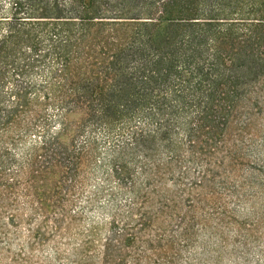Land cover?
Listing matches in <instances>:
<instances>
[{"label": "trees", "instance_id": "trees-1", "mask_svg": "<svg viewBox=\"0 0 264 264\" xmlns=\"http://www.w3.org/2000/svg\"><path fill=\"white\" fill-rule=\"evenodd\" d=\"M260 98L264 0H0V125L52 109L25 132L41 123L36 152L68 170L97 131L127 132L112 154L143 175L209 155Z\"/></svg>", "mask_w": 264, "mask_h": 264}, {"label": "rangeland", "instance_id": "rangeland-1", "mask_svg": "<svg viewBox=\"0 0 264 264\" xmlns=\"http://www.w3.org/2000/svg\"><path fill=\"white\" fill-rule=\"evenodd\" d=\"M54 113L0 125V264H264V98L241 103L209 155L146 175L113 156L121 129L97 131L75 170L40 155L42 125L26 124Z\"/></svg>", "mask_w": 264, "mask_h": 264}]
</instances>
